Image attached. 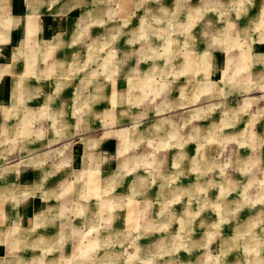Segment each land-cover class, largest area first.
Listing matches in <instances>:
<instances>
[{
  "label": "rangeland",
  "instance_id": "obj_1",
  "mask_svg": "<svg viewBox=\"0 0 264 264\" xmlns=\"http://www.w3.org/2000/svg\"><path fill=\"white\" fill-rule=\"evenodd\" d=\"M74 1L75 6L67 14H57L54 20L50 17L53 31L46 33L44 37L49 40L44 44L46 56L47 52L49 54L51 51L54 52L53 49L50 50L49 42H56L58 46L54 48H57V51L65 48L75 57L69 80L62 79L58 74H54V79L50 56L43 60L42 73L39 74L38 66L33 64L32 68L30 66L26 70L28 74L25 78L27 89L30 91L33 87L39 88V91L52 90L51 83L55 89H60L66 83L65 88L71 89V95L65 97L66 111L61 114V109L59 110L62 119L70 121L74 127L75 115L78 113L84 123L91 121L90 126H84L79 133L73 134L79 147L78 157L73 158V167L83 168L84 174H89L95 179L101 177L103 173L119 168L123 162L130 163L131 158L133 160L136 158L135 162H132L135 164L125 166V169L129 170L126 177L132 178L133 174L142 172L150 179L149 187L156 191L159 189V182L162 181L160 179L165 177L167 181V175H171V180L169 184L166 182L163 185L170 187L188 180L189 177L184 176L186 173L191 175L196 169L206 171L221 162L223 164L228 162V165L222 170H214L215 175L221 177L223 174L235 178L240 173L241 165L233 159L224 161L219 157L223 159L231 150L232 157L240 151L241 156L252 158L256 145L244 140L235 143L233 138L223 143V149L219 148L218 142L211 143L215 134L224 136L223 130L239 136L246 128L242 131L238 128H224L225 125L223 126L221 121V118L225 117L223 107L218 104L214 107L212 105L221 99L242 103L241 98L249 95L253 99L258 98L256 105L262 107L264 85L261 88L258 86L262 84V80L253 81L252 88L247 91H241L240 88L237 94L230 97L215 98L208 96L207 93L197 96L195 88L186 78L189 69L185 70L188 67L187 61L195 58L196 75L202 78L210 73V68L207 67L210 52H224L227 39L224 31L226 13L221 12L217 16L213 14V0H105V12L97 15L94 11V0H72ZM219 1V6H224L223 0ZM242 1L239 3V6L242 5L240 13L237 14L233 6L227 13L228 16L237 14L233 17L237 25L242 17L245 18L247 11L255 13V9L245 6L246 3ZM230 4L233 5L234 2L231 1ZM196 6L203 8L202 11H206V15H192L191 8ZM46 17L43 19L46 20ZM254 24L252 22L249 26L245 25L246 31H241L243 25L237 29L240 31L234 36L239 42L244 43L246 38L257 34L259 30ZM263 29L264 26L258 33V40H264ZM208 41L211 42L212 48L206 46ZM19 50L12 49L5 56L0 55V62L11 61L12 65L19 69L25 61L22 57L24 54ZM232 50L240 51L246 57L252 52L251 48L245 50L233 47ZM132 66L136 67L133 74L138 75L139 79L131 74ZM248 70L247 68L242 72V75ZM242 81L245 83L246 79ZM199 82L201 92L209 90L206 80ZM223 82L220 80L217 84L223 85ZM235 87H239L238 84ZM52 97L56 101L61 100L60 95ZM47 98L49 97L43 94L30 93V98L26 101L27 105L34 106L30 111H24L18 106L20 111L6 113L7 132L15 131L19 138L24 132L23 124L24 120L26 121L22 116H27L29 112L34 114H31V117L27 116V120L31 119L30 124L37 125V128L38 124L50 120L56 125V122L58 123L56 108L60 107L56 105L54 110L51 109L54 105L49 104ZM43 103L47 105L45 110ZM85 106H94L97 112L92 114L88 110L84 111ZM256 108L254 106L252 109ZM118 109L123 110L120 114L117 113L119 122H113L112 119ZM133 113L136 114L134 119ZM259 113L264 117V111L260 110ZM210 122H214L215 127L213 123L210 125ZM134 123L136 128L134 126L133 132L136 135L129 138L131 143H128V126ZM34 127L29 126L28 132L34 133ZM116 129L120 130L119 135L115 132ZM101 133L103 143L96 149V155L90 153L89 156H84L80 136L90 137ZM211 149L212 152L215 150V156L218 157L217 164L208 163L209 157L213 158L211 152L209 153ZM86 150L93 152L94 148L88 146ZM20 159L18 148H15L14 156L8 159L9 163ZM250 162L253 173L245 177L240 192L231 191L227 195L229 199L227 201L231 203H194L196 198L192 197L191 193L188 195L182 192L177 197L180 198L178 203H167V209L161 211L160 216L156 210L165 199L159 191L151 194L147 200L133 192L121 194L119 203H112L114 206L108 209L104 203L103 217L100 216V219H94V222L90 223L83 219L86 212L79 203H91V211H97L100 196L96 191H89L84 185L85 187H80L79 194L67 191L59 196L56 189L48 191V186L39 189L35 187L33 190L32 181L24 183L21 175L19 190L10 192L3 204L7 207L9 204L15 205V208L9 209H17L15 204L19 203L17 196L20 197L28 188L25 184L30 186L31 191L24 196L32 198L45 196L47 208L44 223L52 227L57 264H264V171H256L253 158ZM67 177L75 180V175ZM58 179L54 183L57 189ZM218 179L215 177V181ZM62 183L61 181V186ZM215 185L217 193L210 192L209 199L223 195L218 191V181ZM11 197L15 199L12 200ZM126 212L130 214H124ZM171 213L173 218H169L170 222L166 225L164 220L166 217H172ZM191 213L195 214V218L190 217L189 222V226H192L193 250L191 252L189 249L188 253L176 251L174 247L180 240V234L174 232L173 237L170 230L179 226L178 218L181 215L183 218ZM5 222L2 226L11 225L7 224L8 219ZM181 234L185 235V232L181 230ZM155 235L158 238L166 237L165 240H160L159 245L163 253L157 256L152 254L141 256L140 248L143 245L146 247ZM169 235L172 241H169ZM20 242L23 243L22 238L14 242V247L18 248ZM0 247V256H7L10 253L11 246L7 241L0 239ZM11 249L13 253H17L14 248ZM32 253L38 252L28 251V256L31 257ZM36 259L31 257L26 262L21 260L8 264H38L39 261Z\"/></svg>",
  "mask_w": 264,
  "mask_h": 264
},
{
  "label": "crops",
  "instance_id": "obj_2",
  "mask_svg": "<svg viewBox=\"0 0 264 264\" xmlns=\"http://www.w3.org/2000/svg\"><path fill=\"white\" fill-rule=\"evenodd\" d=\"M231 1L234 2L235 5H231ZM240 1L241 0H223L222 5L224 4V6H219V0L212 1V8H214L213 14L217 16L221 12L226 13L227 20L224 31L227 39L225 40L223 53H215L216 51L210 52V55L207 58V67L210 68V73L206 74L208 76H206L207 78L205 76L200 78L196 75L195 58H192L191 61H187L186 66L188 67L185 70L188 71L189 69V75H187L186 78L191 82L193 88H195L194 92L197 96L207 93L208 96L211 97L225 98L230 97V95L233 96L237 94V91L240 88L241 91L249 90L254 85L253 81L262 80V84L258 85L260 88L264 85V40H258L257 37L258 33H260V29L264 26V22H262L264 0H243L242 3L245 2V6L255 9V13L253 11L252 13H248L247 11L245 13V18L242 17L240 21L241 24L239 23L238 26L236 19L233 17L240 13V10L242 9V5L239 6ZM75 3L76 1L72 2V0H0V55L5 56V54L9 53L10 50L18 48L20 49L19 52L24 54L22 57L25 59L23 66L19 67V69L18 67H14L11 61L0 62V239L7 241L11 248H14L17 252L13 253V250L10 248V253L7 256H0V264L19 262L21 260L26 262V260L31 257L37 258L36 260L39 261L38 264H57L54 251L55 238L51 233L52 227H48L45 225L46 223H44V213H46L45 208H47V206H45L47 203L44 201L45 196L43 198L24 196L31 191L30 186L25 184L28 188L26 192H23L21 195L19 194L21 199L17 196L19 200V203H15L17 204V209H9L15 208V205L9 204L7 207L6 204H3L5 198L8 197L10 192H16V190H19L20 175L24 183L32 181L33 190H35V187L39 189L41 187L44 188L48 186V191L56 189L55 191L59 194V196L67 191H71L73 194H79L81 193L80 187H85L84 185H86L89 191H96V194L98 193L97 195L100 196L99 201H101V203H99L97 200V211H91V203H79L83 211L86 212L83 219L93 223L94 219H100V216L103 217L102 208L105 206L104 203L107 204L106 209L114 206L112 203H119L121 200L120 195L123 193L132 194L135 192L140 196L142 195L143 198L147 200L151 194L159 191L165 199L161 201V205L156 210V212L159 213V216L161 211H165L167 209V203H178L177 201L180 198L177 197H179L182 192H185V194L188 195L191 193L192 197L196 198L194 203H231L227 201L229 200L227 195L231 191L236 193L240 192L241 189H243L245 183L244 181L247 176L253 173L251 172L250 162L252 161V158L257 168L256 171H264V117L259 113L260 110L264 111V105L262 107H258L256 105L258 98L253 99L252 96L249 95L241 98L242 103L228 102L227 100L221 99L220 101H217L218 103L214 102L212 105L214 107L218 104L223 107V116L225 115V117L221 118V121L222 125H225L224 128H238L241 131L245 127L246 128L242 134H239V136L237 134L233 135V133L228 134L226 130L222 131L224 136L214 133L215 136L213 137V141L211 143L218 142L219 148L223 149V143H226V141L233 138L235 143L238 140H244V142L254 143L256 145L255 154L252 155L254 156L252 158L248 156H241L242 154L240 151L232 157L233 152H231V150L229 154L226 153V155L223 156V159L222 157H219V159L224 161H232L233 159L241 165L240 173L236 175L235 178H231L230 176L223 174L221 175L222 178L219 175H215L214 170H222L223 167L225 168L226 165H228V162H225L224 164L221 162L218 165H214L216 167L213 166L206 171H203V169H196V171L191 175L186 173L184 176L189 177L188 180L183 181L181 179L183 182H180L177 185H170V187L168 184L171 180V175H167V181L165 177L161 175L164 180L163 178L160 179L162 181L159 182V189L156 191V189L149 187L148 180L150 179H148L147 175L142 172L133 174L132 178L126 177V174H128L127 171L129 170L125 169V166L127 164H135H132V162H135L136 158H134V160L131 158L130 163L123 162L119 168L103 173L101 177L95 179H93L89 174H84L83 168L79 169L73 167V158L78 157L79 150L78 145L75 143L77 140L73 138V134L75 132L79 133L84 126H90L91 121L90 123H88V121H85L84 123V120L79 113L75 115V127L70 121H67L65 118L62 119L61 114L66 111L65 97L71 95V89L65 88L66 83L60 89H55L54 85L51 83L52 90L42 89L39 91V88L33 87V91H30V89H27L28 84L25 78L28 74L26 70H28L33 64L38 66V73H42L44 71V66L42 65L43 60L45 61L47 56H50L51 72H53V76L54 74H58L59 77L62 76V79L69 80L72 75L71 68H73V65L75 64V57L71 55V51L68 49L62 48V50L57 51V48H54L58 46L56 42H49V47H51L50 50L53 49L54 52L51 51L50 54L47 52L46 56L44 44H47L49 40L44 37L46 33L53 31V23L50 24L49 21L50 17L54 20L56 19L54 16L57 14H67L75 6ZM94 4L95 14L100 15L105 12V0H94ZM232 6L235 8L234 10L237 14L234 13V15L228 16L227 13ZM191 10L192 15L194 16L206 15V11H202L203 8L198 6L192 7ZM43 17H46L47 19L44 20ZM252 22L255 23L254 26L259 31H257L255 36H249V39L246 38L244 43L239 42L234 36L238 31H240L237 29L243 25L241 31H246L247 29L244 28V26H249ZM206 46L209 48L213 47L210 41H208ZM233 47L245 48V50L251 48L253 53L251 52L249 57H246L240 51H233ZM30 68H32V66ZM247 68L249 70L245 75H242V72L246 71ZM134 70H136V67L132 66L131 74H133ZM133 75L135 78L138 77V75ZM139 78L140 77L136 79ZM242 79H246L245 83ZM200 80H206L208 82V91L201 92L199 87ZM220 80L224 81L222 83L223 85L217 84V81L220 82ZM237 84L239 87L236 88L235 86ZM30 93H33L34 95L43 94L49 97L47 100L50 102H48L49 104L52 103L54 105L53 108H51L53 110L55 109L54 107H57L56 105L60 107L56 108L58 123L56 122L55 125L50 120L46 121V123L44 122L38 124V128L36 127L37 125H34V127L33 123L30 124L31 119H29V121L27 120L28 117H31V114H34L33 112H29L27 113L28 115L26 114L28 117L25 115L22 116V118L26 119V121L24 120L25 124H23L24 132L22 135H19V138H17L18 134L14 131V129L12 130L14 132H7L6 130L7 127L5 124L6 118H8V116L6 117V113L11 114L13 110L18 112L20 111V108L24 111H30L31 107H34L27 105L28 103H26L27 98H30ZM55 95H60L59 99H61V102L56 101V99L52 97ZM43 104V109H47V105H45V103ZM18 106L20 108H18ZM24 106H27L28 108L25 109ZM210 106L211 105L209 104V107ZM254 106L257 108L252 109ZM40 107L42 106L40 105ZM248 108H250L251 111ZM60 109L61 114L59 111ZM86 110L90 111L92 114L97 112V108L94 106H85L84 111ZM121 111L123 110L118 109L114 114L115 116L113 115V122H119L118 114H120ZM135 115L136 114L133 113V119ZM211 123H213L214 126V122H210V125ZM31 125L34 127V130L32 129L34 133L28 132V127ZM134 126L136 128L135 123L128 126V143H131L129 138L136 135V133L133 132V130H135ZM248 128H250V130H248ZM251 128L254 132H252ZM115 132H117L118 135L120 134L119 129H116ZM248 132L254 134H247ZM102 138V133L90 137L80 136L79 141L83 143L84 156H89L90 153H95L96 155V149H98L99 145L101 146L103 143ZM14 142H17L18 145L14 144ZM88 146L94 148V151L88 152L86 150ZM15 148H18L21 159L14 163H9L8 159L14 156ZM210 152V155H212L213 158L209 157L208 163L217 164L218 157L215 156V150L213 149L212 152L211 149V151L209 150V153ZM230 164L231 162L229 165ZM22 166H24V168H22ZM67 175H75V180L68 179ZM178 175L179 174H177L176 177H178ZM181 177H183V174H181ZM215 177H218L219 179L215 181ZM57 178H59V189L54 186ZM61 181L63 182L62 186ZM217 181V186L219 187L218 191H221L223 195L221 194L219 198L214 197V199H209L208 197L210 192L217 193V187L215 185ZM149 182L151 183V181ZM166 182L168 183V187L163 185V183ZM11 198L12 200L15 199L14 197ZM124 214H130V212H126ZM170 215H172V217H166L164 220L166 221V225L170 222L169 218H173V214L171 213ZM194 215V213H191V215H186L183 218L181 215L178 218V221L180 222L179 226H177L174 230L169 229L170 234L173 237L174 232H179L180 234V240L177 243V246L174 247L176 251H183L184 253H188L190 251L192 252V226H189V222H191L190 217L193 218ZM7 219V224L11 225L2 226V224L6 223L5 221H7ZM204 222H206V219ZM21 224H24V226ZM180 228L185 232V235L181 234ZM21 238L23 239V243H18V248H15L14 242L19 241ZM165 238V236H159L158 238L157 235H155L153 239L148 242L146 247L143 245L140 248V255L152 254V256H157L163 253L161 252L159 245L161 242L160 240H165ZM168 238L169 241H172L170 235ZM48 239L51 240L48 241ZM182 242L186 243L182 244ZM31 250L33 252L36 250L38 253H32L31 257H29L30 255L28 256V251ZM46 253L48 254L45 257Z\"/></svg>",
  "mask_w": 264,
  "mask_h": 264
}]
</instances>
